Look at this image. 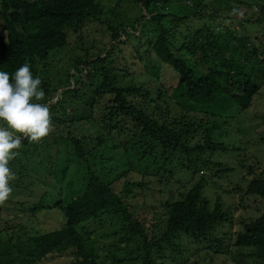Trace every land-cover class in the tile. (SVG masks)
<instances>
[{
  "label": "trees",
  "instance_id": "16d2710c",
  "mask_svg": "<svg viewBox=\"0 0 264 264\" xmlns=\"http://www.w3.org/2000/svg\"><path fill=\"white\" fill-rule=\"evenodd\" d=\"M133 1L144 10L134 22L141 27L136 36L141 43L137 51L146 73L156 72L160 78L163 70L172 76L170 86L158 90L156 98L151 96V85H118L120 75L115 70L130 72L116 64L109 67L113 62L111 49L107 58L100 59L103 47L91 39L96 48L92 49L85 41L83 31L88 21L101 20L100 15L107 13L114 19H127L116 10L121 1L106 11L100 0H0L4 30L0 32V71L9 73L14 83L16 70L28 63L45 92L42 101L33 102L52 105L57 114L58 106L64 109L73 99L72 107L83 98L81 91L72 87L79 83L83 68L100 70L104 79L96 94L89 92L88 97L94 95L90 106L97 109L109 137L98 135L95 139L101 145H113L114 151L122 149L130 164L124 174L112 180H103L92 171L85 189L67 203L61 198L55 201L48 191L33 205H26L30 200L19 203L18 211L36 216L57 214L54 217L62 224L60 228H45L39 221L30 228L11 225L0 205V264L52 263L68 254L73 258L65 264H264V167L256 170L260 160L241 162L242 178H251L245 188L237 185L236 190L244 208L252 200L257 215L243 217L234 231L233 215L222 195L213 201L204 192L212 183L218 184L213 178L241 171L223 168L202 156L208 149H228L218 141L220 118L249 108L264 84V0ZM234 8L237 13H233ZM248 10L253 13L246 18ZM105 22L111 38H118L123 21L117 27ZM253 24L257 25L254 31ZM183 25L189 27L183 30ZM248 28L251 32H244ZM71 30L80 35L78 45L69 48ZM58 52L67 53L63 67L50 57ZM93 76L96 72L87 75V90H92ZM86 116L91 120L94 114ZM87 117L70 125L82 124L79 121ZM49 133L58 135L57 130ZM60 134L55 140L63 138ZM258 136L264 139V124ZM63 139L73 142L79 157L88 151L84 145L95 141L87 134L74 136L71 131ZM30 142L22 138L21 143ZM134 158L154 159L160 165L156 174L161 178L167 171L175 175V169L181 168L180 183H185V189L176 199H172L174 190L169 189L168 198L158 204L143 201L135 208L131 200L145 182L128 176L135 167ZM41 161L44 165L48 159ZM166 165L176 168L168 170ZM65 172L51 173L65 178ZM25 173L20 171L9 182L12 189L13 185L31 186ZM119 180L122 186L115 188ZM104 225L119 226L116 241L108 242L104 232L96 230Z\"/></svg>",
  "mask_w": 264,
  "mask_h": 264
},
{
  "label": "rangeland",
  "instance_id": "374dc122",
  "mask_svg": "<svg viewBox=\"0 0 264 264\" xmlns=\"http://www.w3.org/2000/svg\"><path fill=\"white\" fill-rule=\"evenodd\" d=\"M100 1L104 5L106 11L113 9L115 3L121 1L116 10L119 15L126 14L127 19H114L110 13H107L100 15L102 21L98 19L88 21L85 25L86 29L83 31L86 43L92 47L91 39H93L98 43V47H103V51L100 52V59L107 58V53L109 49H111L110 51L112 52L110 56L113 62L109 67L113 68L116 64L118 67L130 72L127 74L122 70H115V72L120 75L118 85L128 86L132 84H142L146 87L151 85V87H149L150 90H152L151 96L156 98L158 90L165 91V88L170 86L172 76L168 71L161 70V77L157 78L156 72L146 73L144 69L145 63H143L137 51L141 44L136 39V36L139 35L138 27H140V25L134 22L136 16L144 14V10L133 0ZM254 1L256 2L258 0ZM253 11L248 10L246 18L250 16ZM145 15L149 14L145 12ZM148 18L149 16H147V19ZM106 20L111 21L110 23L115 27L123 21V27L119 29L120 35L118 38H111L112 33L108 28L107 22H105ZM2 25L3 18L0 15V32L4 33ZM252 26V30H256L257 25L253 24ZM188 27L189 26L183 25V30H186ZM236 27H239V25L237 24ZM126 30L130 34L125 32ZM244 32H251V30L248 28ZM78 35H80L79 32L70 31L69 48L78 45ZM92 49L96 48L92 47ZM70 51L71 49H69L68 53H70ZM65 54L67 53L58 52L57 54H51L50 57L52 59H57V64L63 67L64 60L68 57ZM81 67H85V65H81ZM88 70L92 72V74L96 72V76L92 77L95 79L92 90L86 89V85L89 82L87 75L90 74ZM80 77L79 83L72 84V87L78 88L83 96V98L74 102L77 105L73 104L71 107V102L73 101V99H71L69 103L65 105L64 109L58 106L60 111L57 114L53 112L52 105H48L51 121L50 132L52 133L57 130L58 135H55L60 137L59 135L62 133L63 138L67 137L68 132L71 131L74 136L87 134L95 139L100 135L103 139H107L109 135L107 134V129L102 126L101 117L97 109L90 106L94 95L88 97L89 92L96 94V90L104 79L103 74L98 69H96V71L94 69L93 71L90 67H86L80 72ZM168 93H170L169 90ZM58 98L59 95L56 96L53 101L57 102ZM84 110L86 111V115H89L91 112L94 114V116H91V120H89L86 115H81ZM68 111H71L70 115L67 114ZM82 117H87V119L79 121V123L82 124H76L75 127L70 125L72 121L79 120ZM60 120L65 121L60 124ZM220 122L221 128L218 132V141L225 143L228 149L225 151L215 150L214 152L208 149L202 156L209 162L221 163L223 168L230 166L240 169L241 173L232 172L225 178H213L218 184L215 185L212 183L207 187L204 194L213 201L217 195H222L224 202L232 212L233 222H235L233 230L235 231L239 227L237 222L243 217H254L257 215L252 200L247 201L246 208L242 206L240 192L236 190V187L237 185H241L245 188L249 182V178H251V175L248 176V179L242 178L243 168L241 167V162L243 159H246V163L248 164L254 163L259 159L261 164H258V166L256 165L257 171L258 168L260 170L264 167V139L258 136V132L262 124H264V84L261 86L260 92L254 97L252 105L249 108L243 111H237V113L232 116L221 117ZM0 127L6 128V122L0 120ZM14 135L19 136L21 134L15 133ZM55 135L53 136L49 133L48 136L39 142L31 141L27 145L21 143L19 149L13 150L17 155L9 161V168L15 174V178L19 175L20 171L23 173L27 172L28 178H25V181H31L32 184L29 188L25 186L17 188L13 185V191L9 199L1 206L3 215H8L7 219L9 224L14 225L20 223L30 228L35 222L39 221L43 223L45 228H60L62 224L60 225L58 219L54 217L57 214L53 216L51 213H47L36 216L29 211H18L17 208L19 203L21 201L30 200L26 202V205H33L46 191L50 192L55 201L61 198L67 203L79 190L85 189L92 171L96 172L103 180H112L118 175L124 174L126 170L130 168V164L120 148L114 151L113 145H101L100 141L95 139L93 143L84 145V148L88 151L84 157H79L75 154V146L70 139L59 138L55 140ZM197 139H200V137ZM45 141L47 143H44ZM44 157L48 159V162L42 165L41 158ZM182 160L186 161L187 158L184 157ZM133 162L135 167L130 171L128 176L133 180L141 179L145 182L144 187H137L135 196H133L131 200L132 203H135V208L139 206L138 203H142L143 201L150 205L152 203L158 204L161 200L168 198L169 189L174 190L172 199H176L180 196L179 191L185 189V183H180L181 176L179 175L182 172L179 170L181 168L175 169L176 166L166 165L168 170L175 169V175L167 171L166 175L161 178V176H157L156 174V170L160 168V165L156 164L154 159H150L149 161H137L134 158ZM176 163H178V161H176ZM55 170L57 172L66 170L65 178L55 177L53 173H51ZM202 171L206 173L207 170L203 169ZM121 180L117 181L113 186L115 188H120L122 186ZM221 184H223V186ZM11 198H13L12 201H10ZM58 217L60 219V214H58ZM31 219L35 221H33V223L28 221ZM96 230H102L104 232V239L108 240V242L116 241L117 239L115 238L120 234L119 226H97ZM121 245L123 246L124 244ZM110 246L112 245L108 247ZM102 255V258H105L103 252ZM72 258L73 255L68 254L54 259L52 263L46 260L44 263L40 262L39 264H65Z\"/></svg>",
  "mask_w": 264,
  "mask_h": 264
},
{
  "label": "clouds",
  "instance_id": "9594fccd",
  "mask_svg": "<svg viewBox=\"0 0 264 264\" xmlns=\"http://www.w3.org/2000/svg\"><path fill=\"white\" fill-rule=\"evenodd\" d=\"M237 12L238 9L234 8L233 13ZM41 83L38 76L33 77L28 63L16 70L14 83L9 73L0 71V120L6 122V128L0 127V205L13 191L9 183L15 178L9 168V161L17 155L13 150L20 148L22 138L39 142L51 130L48 105L33 102L45 98Z\"/></svg>",
  "mask_w": 264,
  "mask_h": 264
}]
</instances>
